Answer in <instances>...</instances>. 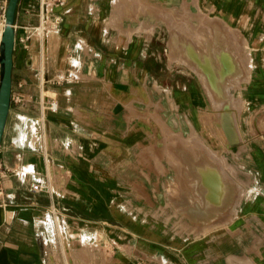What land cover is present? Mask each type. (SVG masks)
Returning a JSON list of instances; mask_svg holds the SVG:
<instances>
[{
    "label": "crops",
    "instance_id": "1",
    "mask_svg": "<svg viewBox=\"0 0 264 264\" xmlns=\"http://www.w3.org/2000/svg\"><path fill=\"white\" fill-rule=\"evenodd\" d=\"M139 1L68 0L44 35L39 0L18 1L0 145V264H70L77 240L94 245L96 264H264V0ZM153 7L178 8L177 25L201 9L206 22L240 27L251 57L234 146L241 194L204 233L154 217L148 203L155 106L182 105L175 91L202 100L195 79L188 88L180 76L161 80L181 61L167 59L171 22ZM51 100L56 111L45 107Z\"/></svg>",
    "mask_w": 264,
    "mask_h": 264
},
{
    "label": "rangeland",
    "instance_id": "2",
    "mask_svg": "<svg viewBox=\"0 0 264 264\" xmlns=\"http://www.w3.org/2000/svg\"><path fill=\"white\" fill-rule=\"evenodd\" d=\"M189 13L199 19H179V22H185L176 26L177 23L172 25V22H177L175 19L165 18L171 20V27L168 24L167 28L168 33H171L166 50L167 59L170 64L174 60L181 62L176 66L179 71L175 68L160 74L162 81L183 77V86L186 88L195 79L202 100L192 96L183 97L175 91L182 105L169 98L167 105L155 106L152 113L158 126L154 127L158 136L152 141L153 152L149 156L152 200L148 203L151 204L154 217L164 219L175 227L184 225L190 232L195 230L204 233L209 227L226 219L228 213L231 215L235 211L241 194V169L237 166L238 153L234 151V146L240 141L245 128L240 86L243 85V79L249 77L251 57L246 52L247 43L240 27L232 25L231 28L222 19L212 22L206 19L207 23L202 19L208 14L205 10ZM177 30L187 38L182 39L185 41L177 35ZM174 36L179 37L177 39ZM187 43H191L195 52L203 56H199L203 59L202 64L197 60V65L193 57L191 61V55L186 50ZM221 52H226L227 59L232 61V70L225 72L220 62ZM204 60L211 61L223 92L216 90L215 84L209 80L210 74L208 76L203 65ZM225 105L230 106L234 136L228 134L223 123ZM141 201L138 204L144 205V201ZM194 224H200V230L193 227ZM75 243L77 248L68 252L70 264H96L94 245L85 243L80 249L78 240Z\"/></svg>",
    "mask_w": 264,
    "mask_h": 264
},
{
    "label": "water",
    "instance_id": "3",
    "mask_svg": "<svg viewBox=\"0 0 264 264\" xmlns=\"http://www.w3.org/2000/svg\"><path fill=\"white\" fill-rule=\"evenodd\" d=\"M19 0H8L0 38V145L12 99L13 53L16 39L15 11Z\"/></svg>",
    "mask_w": 264,
    "mask_h": 264
},
{
    "label": "bare ground",
    "instance_id": "4",
    "mask_svg": "<svg viewBox=\"0 0 264 264\" xmlns=\"http://www.w3.org/2000/svg\"><path fill=\"white\" fill-rule=\"evenodd\" d=\"M133 1V0H132ZM135 1H137L138 3H136V2H134V3H136V5H138L140 2H142V1H139V0H135ZM148 1V0H147ZM146 1V2H147ZM127 2H129V0H127ZM126 3V2H125ZM151 3V2H150ZM130 4V3H129ZM138 6H140V5H138ZM137 6V7H138ZM151 6H156L155 4H153V5H151ZM157 7V6H156ZM118 8H120V7H118ZM152 8V7H151ZM148 9V8H147ZM162 9V8H161ZM159 10V9H157V8H155V7H153V11H158V13L160 14V15H162L163 17H164V19L165 18H167V19H175L176 21H177V19H176V17L175 16H178V12H177V10H178V8L176 9V8H174V7H171V8H168V9H166L165 11L162 9V10ZM149 10H150V8H149ZM138 11V10H137ZM152 11V10H151ZM144 12H145V10H144ZM140 13V12H139ZM135 14V13H134ZM156 14V13H155ZM181 14V13H180ZM137 15V14H136ZM158 17V16H157ZM179 17V16H178ZM138 18V17H137ZM169 21V20H168ZM123 22V21H122ZM143 22V21H142ZM170 22H171V20H170ZM5 15H4V18H3V20H2V28L0 29V38H1V33H2V30H3V27H4V25H5ZM141 23V22H140ZM173 24L172 25H175L177 22H172ZM141 25V24H140ZM154 25V24H153ZM170 25V24H169ZM152 26V25H151ZM176 26H177V24H176ZM175 26V27H176ZM226 26V25H225ZM146 27V26H145ZM170 27H171V25H170ZM173 27V26H172ZM173 31V30H172ZM174 31H176V30H174ZM176 33L177 32H175L174 33V35H176ZM177 35H178V33H177ZM177 37H179V36H177ZM177 37H175L174 36V38H177ZM185 37H183V39H184ZM178 39V38H177ZM185 39H187V38H185ZM190 39V38H189ZM182 40V39H181ZM182 41H185V40H182ZM184 43H186V42H184ZM210 43V42H209ZM208 44V43H207ZM194 47L192 46V44L191 43H187L186 44V50L189 52V54L191 55V61H192V57H193V59H194V62L196 61L197 62V65H198V61L199 62H201L202 60H201V58H199V56H202V55H198L199 54V52L198 53H196L195 52V49H193ZM208 48H210V47H208ZM208 51V50H207ZM222 53V52H221ZM186 54V53H185ZM201 54V53H200ZM205 54H207V53H205ZM215 54V53H214ZM222 55V56H221ZM182 56H184V55H182ZM220 56H221V60L222 61H220V62H222V64H223V66H224V68H225V72L227 71V70H232L233 69V63H232V61H229L228 59H227V55H226V52H223L222 54H220ZM203 57V56H202ZM185 58H186V55H185ZM184 58V60H186ZM190 58L188 59L187 58V60H190ZM196 59V60H195ZM206 59V58H205ZM209 59V58H208ZM214 59V58H213ZM213 59L211 60V61H213ZM198 60V61H197ZM205 61V60H204ZM211 61H205V63L203 64L204 65V67H205V69H206V71L208 72V76H209V74H210V77H209V80L211 79V81L215 84V86H216V90H218L219 92H223L222 91V86L217 82V74H216V72L214 71L215 69H213L212 68V66H211V64H210V62ZM192 63V62H191ZM201 64H202V62H201ZM214 64H216L217 65V63H214ZM221 64V63H220ZM193 65H196V64H194L193 63ZM193 65H192V67H193ZM212 65H213V62H212ZM214 66V65H213ZM222 66V67H223ZM214 67H216V66H214ZM235 67V66H234ZM204 69V68H203ZM223 69V68H222ZM218 70V69H217ZM220 71V70H219ZM219 71H217V72H219ZM225 72H223V73H225ZM231 72V71H230ZM221 73V72H220ZM222 73V74H223ZM221 75V74H220ZM224 75V74H223ZM212 83V84H213ZM214 88V87H213ZM214 90V89H213ZM190 97V96H189ZM188 100V99H187ZM230 113H231V110H230V106L229 105H225V107H224V110H223V123H224V125L226 126V128H227V130H228V134L230 135V136H234V125H233V123H232V117H231V115H230ZM189 142V141H188ZM188 144V143H187ZM189 144H190V142H189ZM191 147V146H190ZM193 156V155H192ZM191 157V156H190ZM181 162V161H180ZM176 165H178V164H176ZM189 167V166H188ZM222 195H223V193H222ZM221 195V196H222Z\"/></svg>",
    "mask_w": 264,
    "mask_h": 264
},
{
    "label": "built area",
    "instance_id": "5",
    "mask_svg": "<svg viewBox=\"0 0 264 264\" xmlns=\"http://www.w3.org/2000/svg\"><path fill=\"white\" fill-rule=\"evenodd\" d=\"M68 0H39L38 3V13L41 19V22L36 27V31L40 35L46 34L48 31L55 30L58 28V24L60 22V17L58 15L54 16L52 14L53 9L57 5H61L66 3ZM1 71V66H0ZM46 108H49L53 111H56L58 108V103L56 100H51L49 104H46ZM33 189H41V185L39 183H35L32 185Z\"/></svg>",
    "mask_w": 264,
    "mask_h": 264
}]
</instances>
